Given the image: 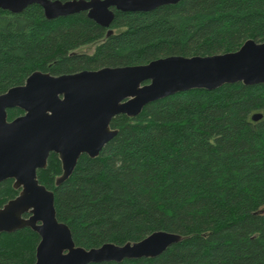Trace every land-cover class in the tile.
<instances>
[{
  "label": "trees",
  "instance_id": "obj_1",
  "mask_svg": "<svg viewBox=\"0 0 264 264\" xmlns=\"http://www.w3.org/2000/svg\"><path fill=\"white\" fill-rule=\"evenodd\" d=\"M67 1V0H59ZM109 27L86 12L47 19L38 4L0 9V94L35 71L53 76L209 56L264 41V0H180L146 12L113 9ZM80 48H89L87 51ZM262 113L252 121L251 115ZM23 111L7 110L12 120ZM98 156L81 154L71 175L57 154L37 170L75 245L181 235L156 257L91 264H264V84L191 89L119 114ZM19 194L0 182V208ZM39 235L0 233V264H34Z\"/></svg>",
  "mask_w": 264,
  "mask_h": 264
},
{
  "label": "water",
  "instance_id": "obj_2",
  "mask_svg": "<svg viewBox=\"0 0 264 264\" xmlns=\"http://www.w3.org/2000/svg\"><path fill=\"white\" fill-rule=\"evenodd\" d=\"M180 0H0V9L20 13L38 4L47 19L86 12L109 27L113 9L146 12ZM264 84V41L246 40L229 53L161 57L143 65L103 67L53 76L35 71L19 86L0 94V182L13 180L19 194L0 208V233L28 227L39 237L34 264H91L156 257L181 235L154 231L137 242L104 243L85 249L75 245L69 227L57 219L53 191L38 181L37 170L57 154L62 174L72 173L81 154L99 155L117 133L113 117L137 116L152 101L191 89L214 90L224 84ZM22 115L7 119V110ZM262 113L251 115L252 121ZM11 264V263H10Z\"/></svg>",
  "mask_w": 264,
  "mask_h": 264
},
{
  "label": "rangeland",
  "instance_id": "obj_3",
  "mask_svg": "<svg viewBox=\"0 0 264 264\" xmlns=\"http://www.w3.org/2000/svg\"><path fill=\"white\" fill-rule=\"evenodd\" d=\"M89 48H80L79 50L87 51Z\"/></svg>",
  "mask_w": 264,
  "mask_h": 264
}]
</instances>
